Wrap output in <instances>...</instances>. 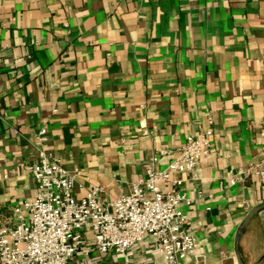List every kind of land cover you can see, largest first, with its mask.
Listing matches in <instances>:
<instances>
[{"label": "crops", "instance_id": "0c3cea01", "mask_svg": "<svg viewBox=\"0 0 264 264\" xmlns=\"http://www.w3.org/2000/svg\"><path fill=\"white\" fill-rule=\"evenodd\" d=\"M210 126L211 153L184 187L198 242L182 264H240V226L264 203L253 175L230 183L264 158V0H0V227L37 193L43 127L45 148L81 171L76 195L98 185L113 200L155 152ZM84 235L68 264H166L150 235L124 254ZM239 249L264 264V209Z\"/></svg>", "mask_w": 264, "mask_h": 264}, {"label": "built area", "instance_id": "2783aa9c", "mask_svg": "<svg viewBox=\"0 0 264 264\" xmlns=\"http://www.w3.org/2000/svg\"><path fill=\"white\" fill-rule=\"evenodd\" d=\"M210 124L212 120L210 119ZM47 128H41L35 145L38 159L29 169L38 183L34 199L15 209L16 222L0 227V264H68L86 246L85 231L93 235V248L101 253H126L144 236L156 240L166 264H182L197 246L184 206L191 200L184 191L211 153L210 126L188 134L175 150L161 149L146 164V177L132 183L131 191L104 199L95 185L78 197L74 191L81 171L70 170L44 146ZM170 155L163 167L161 159ZM253 175L264 190V158L240 168L230 178L236 184Z\"/></svg>", "mask_w": 264, "mask_h": 264}, {"label": "water", "instance_id": "95a60500", "mask_svg": "<svg viewBox=\"0 0 264 264\" xmlns=\"http://www.w3.org/2000/svg\"><path fill=\"white\" fill-rule=\"evenodd\" d=\"M262 209H264V203L254 207L253 209H251L248 214L246 215V217L244 218L240 229H239V237L244 233V231L246 230L249 221L258 213L260 212ZM239 237L237 239V247H236V256L238 258V261L240 262V264H246L245 260L243 259L240 249H239Z\"/></svg>", "mask_w": 264, "mask_h": 264}]
</instances>
